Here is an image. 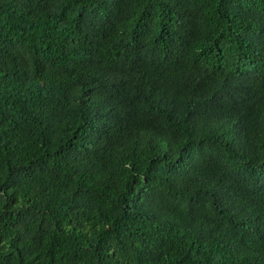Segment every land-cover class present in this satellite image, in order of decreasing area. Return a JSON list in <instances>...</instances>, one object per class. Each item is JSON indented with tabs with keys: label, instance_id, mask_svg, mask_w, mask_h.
Wrapping results in <instances>:
<instances>
[{
	"label": "trees",
	"instance_id": "obj_1",
	"mask_svg": "<svg viewBox=\"0 0 264 264\" xmlns=\"http://www.w3.org/2000/svg\"><path fill=\"white\" fill-rule=\"evenodd\" d=\"M0 264H264V0H0Z\"/></svg>",
	"mask_w": 264,
	"mask_h": 264
}]
</instances>
